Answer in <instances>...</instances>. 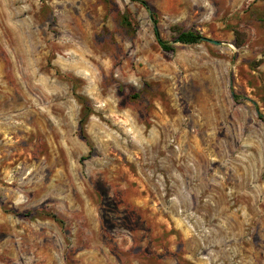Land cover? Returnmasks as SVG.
Listing matches in <instances>:
<instances>
[{
  "label": "rangeland",
  "instance_id": "1",
  "mask_svg": "<svg viewBox=\"0 0 264 264\" xmlns=\"http://www.w3.org/2000/svg\"><path fill=\"white\" fill-rule=\"evenodd\" d=\"M144 1L0 0V264H264V0Z\"/></svg>",
  "mask_w": 264,
  "mask_h": 264
},
{
  "label": "trees",
  "instance_id": "2",
  "mask_svg": "<svg viewBox=\"0 0 264 264\" xmlns=\"http://www.w3.org/2000/svg\"><path fill=\"white\" fill-rule=\"evenodd\" d=\"M135 1H138L141 4H143L146 7V9L150 12L152 17L154 16L153 11L150 9L149 5H147L146 1H144V0H135ZM121 23L123 24V26L126 29L133 30L132 21L129 19V16L127 14H123L121 16ZM173 29L176 31V34H177L176 40L178 42L191 44V43H197V42H199L201 40L200 38H201L202 35L200 33L196 32V31H193V30H182L178 26H174ZM154 33H155V36L157 38V42H158V44L160 45V47L162 49H164V50H171L172 49V45H170L167 41L161 39V37L159 36V31H158L157 27H154ZM77 99H78L79 102H81L84 105V108L86 110H89L88 106L86 105V103L84 102V100L81 97H77ZM85 117H86V113L80 119V124L81 125L84 124Z\"/></svg>",
  "mask_w": 264,
  "mask_h": 264
},
{
  "label": "water",
  "instance_id": "3",
  "mask_svg": "<svg viewBox=\"0 0 264 264\" xmlns=\"http://www.w3.org/2000/svg\"><path fill=\"white\" fill-rule=\"evenodd\" d=\"M200 39L202 41H206V42H209V43L214 44V45H222V42L219 41V40H216V39H211V38H208V37H205V36H201Z\"/></svg>",
  "mask_w": 264,
  "mask_h": 264
}]
</instances>
